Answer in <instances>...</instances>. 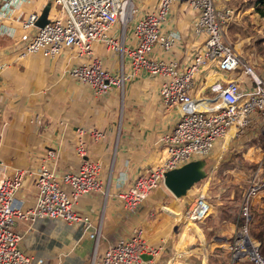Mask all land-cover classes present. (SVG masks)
I'll list each match as a JSON object with an SVG mask.
<instances>
[{"label": "crops", "instance_id": "0c3cea01", "mask_svg": "<svg viewBox=\"0 0 264 264\" xmlns=\"http://www.w3.org/2000/svg\"><path fill=\"white\" fill-rule=\"evenodd\" d=\"M45 1L31 0L25 12H31L29 4L43 5ZM135 1L141 11L155 7L158 2ZM220 6L233 9L223 0ZM195 18L196 13L186 3L175 2L165 30L180 34L181 43L168 53L156 47L155 55L183 63L191 58L202 43V38L193 33ZM7 24L15 30V36L0 37V174L12 173L16 168H37L49 147L60 151L58 173L75 170L81 162L75 147L80 134H84L88 142L87 157L101 164L107 192L93 191L81 196L75 209L88 216L94 226L101 225L99 253L116 238L129 235L136 228L143 230L147 242L159 247L160 253L177 245L178 253L189 254L195 238L206 242L203 229L210 230L220 244H230L241 222V205L251 167L258 166L264 149V138L258 130H247L244 134L233 130L229 141L226 142L227 137L217 141L206 157L209 176L185 196L176 197L162 181L136 210H127L118 193L164 160L167 152L163 137L171 132L180 115L177 107H167L161 102V77L141 71L126 81L123 90L113 85L107 92L96 95L90 86L66 73L80 62L75 50H66L56 57L32 53L20 57L8 46L16 39L23 40L26 32L17 21ZM121 31L116 26L111 33L127 45L135 43L132 26L125 33ZM93 51L107 68L114 72L120 69L119 53L108 50L102 43H95ZM216 73L206 68L193 93L205 90L204 94L210 96L208 85L218 77ZM36 117L41 123L35 121ZM94 129L104 131L105 137L94 139L90 133ZM212 190L217 191L214 196ZM36 191L34 178L28 177L18 192L25 208L34 203ZM200 193L211 203V212L202 227L182 215ZM251 214L252 237L264 249V190L252 199ZM174 218L186 224L183 238ZM84 225L83 220L44 218L32 222L19 218L14 228L24 234L20 243L24 252L43 258V264H88L95 241L84 233ZM179 257L178 254L170 258L166 264L185 262L186 259ZM200 264H206L204 257Z\"/></svg>", "mask_w": 264, "mask_h": 264}, {"label": "built area", "instance_id": "2783aa9c", "mask_svg": "<svg viewBox=\"0 0 264 264\" xmlns=\"http://www.w3.org/2000/svg\"><path fill=\"white\" fill-rule=\"evenodd\" d=\"M179 1L196 13L193 33L202 38L197 51L184 63L154 53L156 47L171 52L181 43L180 34L165 30L172 7ZM29 2L31 0H0V37L14 38L15 30L7 24L9 21L19 22L26 32L23 40L16 39L8 46L9 50L20 57L38 52L56 57L66 50H75L80 62L66 73L90 86L96 95L107 92L113 85L123 90L127 80L147 71L161 77L163 105L179 109L177 122L163 137L167 156L118 193L127 210H136L148 199L162 183L167 170L208 157L216 142L226 138L231 128L236 134H244L250 127L259 126L258 131L264 138V76L257 72L252 60L226 39V26L234 18V11L221 8V0H158L155 7H145L142 11L135 0H51L52 5L59 7L60 14L55 19L48 15L49 21L44 26L36 22L45 4L38 11L27 13L24 6ZM116 26L123 33L132 26L135 43L127 45L121 37L113 35L111 31ZM95 43H102L108 50L121 55L118 71L110 70L94 56ZM206 68L215 70L218 76L208 85L210 96L204 94L205 90L193 93ZM226 72L233 76L224 78ZM35 121L41 123L38 117ZM90 133L94 139L105 137L102 130L94 129ZM87 145L86 135L80 134L75 152L81 162L75 170L58 173L60 151L49 147L37 168H16L12 173L0 174V264L44 262L43 258L27 255L21 248L24 234L14 228L19 218L32 222L44 218L69 222L83 220L84 233L95 241L88 264H151L160 253L159 247L147 242L141 228L116 238L102 254L98 252L101 225L94 226L88 216L75 209L81 196L93 191L107 192L101 177V164L87 157ZM28 177L34 178L37 191L34 203L25 208L18 192ZM263 190L264 149L258 166L249 176L239 229L229 244L234 264L245 261L264 264V255L250 236L251 202ZM210 212L211 203L200 193L182 215L191 222H199ZM144 253L154 258L144 259Z\"/></svg>", "mask_w": 264, "mask_h": 264}, {"label": "rangeland", "instance_id": "374dc122", "mask_svg": "<svg viewBox=\"0 0 264 264\" xmlns=\"http://www.w3.org/2000/svg\"><path fill=\"white\" fill-rule=\"evenodd\" d=\"M49 2H51V0H47L45 4ZM223 2H225L227 6H231L234 9L233 10L234 18L231 19L226 26V30H225L226 39L244 57L252 60L257 72L262 76H264V16H262L256 10V7L264 9V0L263 1L262 0L261 1L260 0H223ZM25 6H24V10L26 9ZM43 6L44 4L42 5V3L29 4L28 9L31 11H38ZM136 6H138L137 1H136ZM59 14H60L59 7L56 4L52 5V7L50 8L49 17L51 19H55ZM32 54H41L45 57H48L41 52L32 53ZM226 74L231 75L232 73L226 72ZM247 130H259V126L250 127ZM255 168L256 166L251 167V172ZM249 172L250 170L248 171V173ZM209 173L210 170H208L207 177L209 176ZM207 177L197 182L196 183L197 186H200L201 183H203ZM206 187L207 185L204 187V189ZM216 192L217 191L212 190L211 196H214ZM175 222L177 223L178 226H180L178 230L179 231L181 230L180 236H182L181 238H183L186 232L185 231L186 224L183 222H177V221ZM203 223L204 221L196 222V224L201 227L204 225ZM203 231L205 233L206 242L202 243L201 240L195 238L192 244H190L191 249L189 254L185 253L184 251L178 253V248L176 245L174 247H170L169 249L165 250L163 253L158 254L153 264H166V262L168 263L170 258H174L178 254L180 256L179 258L186 259L185 262L178 261L180 264H200V260L202 257H204L206 264H226L227 261H230L231 264H234L235 261L232 259V252L230 246L224 243L220 244L219 242L214 240V236L210 230L205 231L203 229ZM189 232L193 233V230L189 229ZM250 236L253 239L252 237L253 232L251 226H250ZM259 249L261 253L264 255V249L261 246H259ZM241 261H244V259H242ZM247 263L248 262L245 261L243 264H247Z\"/></svg>", "mask_w": 264, "mask_h": 264}, {"label": "water", "instance_id": "95a60500", "mask_svg": "<svg viewBox=\"0 0 264 264\" xmlns=\"http://www.w3.org/2000/svg\"><path fill=\"white\" fill-rule=\"evenodd\" d=\"M51 2L45 4L37 20L38 26H44L48 21ZM209 164L206 157L196 158L181 166L167 170L163 182L166 187L178 198L185 196L188 191L200 180L207 177ZM144 259H153L152 254H142Z\"/></svg>", "mask_w": 264, "mask_h": 264}, {"label": "bare ground", "instance_id": "6f19581e", "mask_svg": "<svg viewBox=\"0 0 264 264\" xmlns=\"http://www.w3.org/2000/svg\"><path fill=\"white\" fill-rule=\"evenodd\" d=\"M233 128H231V130L229 131V133L227 134V140H226V142L227 141H229V139H230V137L232 136V132H233ZM189 221V220H188ZM254 242H256L255 240H254Z\"/></svg>", "mask_w": 264, "mask_h": 264}, {"label": "trees", "instance_id": "16d2710c", "mask_svg": "<svg viewBox=\"0 0 264 264\" xmlns=\"http://www.w3.org/2000/svg\"><path fill=\"white\" fill-rule=\"evenodd\" d=\"M261 1V0H260ZM263 1V0H262ZM256 10L262 15L264 16V9H261L259 7H256Z\"/></svg>", "mask_w": 264, "mask_h": 264}]
</instances>
